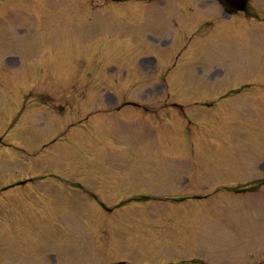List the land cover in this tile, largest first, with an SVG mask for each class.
<instances>
[{
    "label": "rangeland",
    "instance_id": "374dc122",
    "mask_svg": "<svg viewBox=\"0 0 264 264\" xmlns=\"http://www.w3.org/2000/svg\"><path fill=\"white\" fill-rule=\"evenodd\" d=\"M197 2L0 0V264H264V0Z\"/></svg>",
    "mask_w": 264,
    "mask_h": 264
},
{
    "label": "water",
    "instance_id": "95a60500",
    "mask_svg": "<svg viewBox=\"0 0 264 264\" xmlns=\"http://www.w3.org/2000/svg\"><path fill=\"white\" fill-rule=\"evenodd\" d=\"M247 0H222L228 10L242 9Z\"/></svg>",
    "mask_w": 264,
    "mask_h": 264
}]
</instances>
